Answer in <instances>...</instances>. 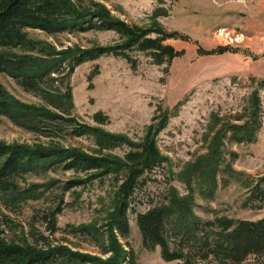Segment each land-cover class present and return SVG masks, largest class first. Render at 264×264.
<instances>
[{"label":"rangeland","instance_id":"rangeland-1","mask_svg":"<svg viewBox=\"0 0 264 264\" xmlns=\"http://www.w3.org/2000/svg\"><path fill=\"white\" fill-rule=\"evenodd\" d=\"M72 2L75 7L87 10L93 4L95 8L106 9L113 18L129 26L160 27L164 32L175 33L165 44L182 55L160 66L153 63L148 53L131 51L129 55L135 60L132 68L124 58L107 54L76 66L70 73L73 104L70 118L77 124L124 137L128 142L125 145L103 149L96 146L92 137H69L65 132L49 138L17 127L2 116L0 143L124 159L129 152L139 149L151 126L166 120L154 136L156 153L165 162L146 171L131 196L128 237L124 240L114 233L123 250L133 251L136 264L176 263L164 261L159 247L152 251L145 249L135 223L137 213L165 202L170 187L180 198L190 196L192 213L202 221L264 218V200L251 194L252 187L261 179L260 185L264 187V0ZM26 32L32 39L51 43L57 51L115 47L123 41L114 31L91 30L53 37L38 30ZM223 47L229 50L220 54L216 49ZM90 75L93 76L89 78ZM0 84L20 102L55 112L38 96L23 91L10 77L0 74ZM256 109L259 128L254 142L231 141L235 127L250 121ZM95 113L106 115L107 122L101 126L95 124L92 120ZM231 126L234 127L228 128ZM219 137L223 157L215 184L208 187L195 171ZM127 173L128 168L66 192L62 187L67 182L85 179L91 173L85 175L53 167L43 173L25 175L21 186L42 185L47 192L13 212L0 202V214L7 215L11 221L5 228V236L31 246L32 213L51 208L61 198L65 206L57 217L58 231L49 237L51 244L106 260L110 254L103 255L101 246L70 231L81 226L102 230L109 225L119 205L118 189ZM207 190L211 193L205 194ZM250 195H253L251 201L246 202ZM36 228L42 230L39 224ZM196 264L217 263L209 258ZM242 264H264V257L251 256Z\"/></svg>","mask_w":264,"mask_h":264},{"label":"trees","instance_id":"trees-1","mask_svg":"<svg viewBox=\"0 0 264 264\" xmlns=\"http://www.w3.org/2000/svg\"><path fill=\"white\" fill-rule=\"evenodd\" d=\"M95 7L94 4L88 10L75 7L72 0H0V74L10 77L23 91L38 96L55 111L20 102L0 84V116L17 127L49 138L64 132L69 137H92L96 146L103 149L128 143L124 137L77 124L70 118L73 109L70 73L76 66L107 54L124 58L132 68L135 60L129 55L131 51L148 53L153 63L160 66L182 54L165 44L175 33L164 32L160 27L141 29L129 26L113 18L106 9ZM28 29L41 31L50 37L91 30L114 31L123 41L115 47L57 51L51 43L30 38L26 32ZM152 34L155 36L152 37ZM216 50L222 54L229 48ZM204 53L202 55H207ZM92 120L101 126L107 122V117L95 113ZM165 123L166 120H161L151 126L138 145L139 149L129 152L124 159L90 156L74 150L29 149L0 143V202L12 212L28 200H39L47 192V188L43 189L42 185L21 186L27 174L43 173L53 167L85 175L91 173L85 179L67 182L62 187L66 192L88 181L119 174L128 168L118 189L119 205L109 225H105L102 230L81 226L70 231L101 246L103 255L110 254L106 260L51 244L49 237L58 231L57 217L65 206L63 200L55 196L58 199L56 205L37 209L31 215V246L22 241L19 244L5 236V228L10 226L11 221L7 215L0 214V264H136L133 251L123 250L115 234L124 240L128 237L127 212L131 196L139 186L142 175L165 162L154 147V136ZM258 128L256 109L250 121L235 127L231 141L254 142ZM220 138L195 171L196 176L204 179L208 187L215 184L223 157L219 151ZM261 182L262 179L252 187L251 194L264 200ZM210 193L211 190H207L205 194ZM253 195L248 196L246 202H250ZM192 206L189 195L180 198L170 187L164 203L137 213L135 223L143 247L149 251L159 247L161 258L166 262L174 261L175 264H196L209 258L217 264H242L251 256L264 257V218L255 221H202L192 213ZM37 224L42 230L36 228Z\"/></svg>","mask_w":264,"mask_h":264}]
</instances>
